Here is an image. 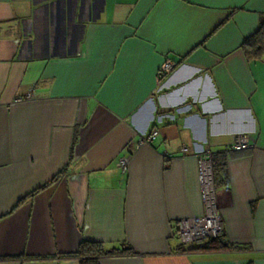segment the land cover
<instances>
[{
    "label": "crops",
    "instance_id": "crops-1",
    "mask_svg": "<svg viewBox=\"0 0 264 264\" xmlns=\"http://www.w3.org/2000/svg\"><path fill=\"white\" fill-rule=\"evenodd\" d=\"M261 17L264 0H0V264H79L82 241L135 251L100 264H264V55L241 49ZM202 149L225 163L230 249L176 236L204 211Z\"/></svg>",
    "mask_w": 264,
    "mask_h": 264
},
{
    "label": "built area",
    "instance_id": "built-area-1",
    "mask_svg": "<svg viewBox=\"0 0 264 264\" xmlns=\"http://www.w3.org/2000/svg\"><path fill=\"white\" fill-rule=\"evenodd\" d=\"M173 67V62L165 60L159 69L160 78L168 75ZM26 97L29 98L30 94H27ZM16 100L20 101L22 97H18ZM163 119L174 120V114H160L156 117V122L162 123ZM157 133V129L152 128L139 138L138 144L150 143ZM251 145V139L247 134H238L229 148L234 151H241L250 148ZM181 151L188 153L189 148L182 146ZM196 154L198 157V180L204 211L199 216L184 217L178 220L176 236L181 244H199L207 238L219 237L224 233V224L217 207L214 188L212 154L208 150L203 149ZM128 159L129 156L117 158L116 164L122 173L127 168Z\"/></svg>",
    "mask_w": 264,
    "mask_h": 264
},
{
    "label": "trees",
    "instance_id": "trees-1",
    "mask_svg": "<svg viewBox=\"0 0 264 264\" xmlns=\"http://www.w3.org/2000/svg\"><path fill=\"white\" fill-rule=\"evenodd\" d=\"M241 49L247 60H259L262 55H264V17H261L258 30L248 38L244 39L241 45ZM225 163H217L212 155V172L214 180V188L216 194V201L218 207V186L219 182L217 177L220 176L219 171H223ZM223 183V181H221ZM224 234V233H223ZM223 234L215 238L210 239L208 242L204 243L197 249H230L233 247L231 244H227L223 240ZM200 244V243H199ZM134 249L126 242H123L118 247H112L106 249L103 243L92 242V241H82L78 246L77 250L73 253L75 256L80 258L79 264H100L99 259L105 256H120V255H130L134 254ZM4 260V259H0Z\"/></svg>",
    "mask_w": 264,
    "mask_h": 264
}]
</instances>
